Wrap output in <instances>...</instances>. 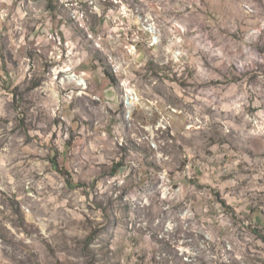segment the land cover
<instances>
[{
  "label": "rangeland",
  "instance_id": "374dc122",
  "mask_svg": "<svg viewBox=\"0 0 264 264\" xmlns=\"http://www.w3.org/2000/svg\"><path fill=\"white\" fill-rule=\"evenodd\" d=\"M255 231L264 0H0V264H264Z\"/></svg>",
  "mask_w": 264,
  "mask_h": 264
},
{
  "label": "trees",
  "instance_id": "16d2710c",
  "mask_svg": "<svg viewBox=\"0 0 264 264\" xmlns=\"http://www.w3.org/2000/svg\"><path fill=\"white\" fill-rule=\"evenodd\" d=\"M223 205L225 206V208H228L227 204H226L224 201H223ZM255 233H256L257 235H259L262 239H264V235L260 234V232L255 231Z\"/></svg>",
  "mask_w": 264,
  "mask_h": 264
}]
</instances>
